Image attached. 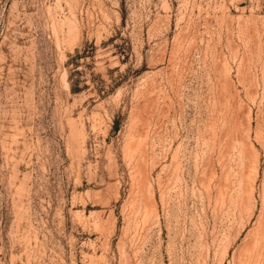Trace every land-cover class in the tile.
Instances as JSON below:
<instances>
[{
  "label": "rangeland",
  "instance_id": "obj_1",
  "mask_svg": "<svg viewBox=\"0 0 264 264\" xmlns=\"http://www.w3.org/2000/svg\"><path fill=\"white\" fill-rule=\"evenodd\" d=\"M0 264H264V0H0Z\"/></svg>",
  "mask_w": 264,
  "mask_h": 264
}]
</instances>
